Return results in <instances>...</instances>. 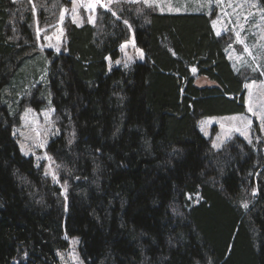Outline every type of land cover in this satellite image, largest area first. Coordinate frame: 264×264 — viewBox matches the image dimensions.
<instances>
[{
  "label": "trees",
  "instance_id": "obj_1",
  "mask_svg": "<svg viewBox=\"0 0 264 264\" xmlns=\"http://www.w3.org/2000/svg\"><path fill=\"white\" fill-rule=\"evenodd\" d=\"M33 1L45 21L53 0ZM112 9H98L100 28L67 18L61 51L43 49L64 195L15 136L24 107L45 105L41 86L13 87L41 51L33 4L0 0V264H60L68 237L85 264H264V132L254 121L252 142L216 150L199 129L247 111L231 38L203 12ZM131 30L144 59L112 66Z\"/></svg>",
  "mask_w": 264,
  "mask_h": 264
},
{
  "label": "rangeland",
  "instance_id": "obj_2",
  "mask_svg": "<svg viewBox=\"0 0 264 264\" xmlns=\"http://www.w3.org/2000/svg\"><path fill=\"white\" fill-rule=\"evenodd\" d=\"M31 1L34 12L33 26L37 45L41 51L24 63L17 77L18 82L13 87L17 90L21 89V94L28 91V95L32 96V89L41 86L45 105L40 110L30 106L24 107L20 112V124L15 128V136L21 152L25 156H32L37 165H44L45 172L54 182L61 185L66 195L67 187L59 182L56 162L47 150L50 140L58 133V129L53 117L52 96L48 89L50 62L43 49L61 51L65 41L64 23L67 18L78 25L88 22L100 28L102 19L98 9L112 11L114 10L112 7L122 0H100V3L94 7H89L92 0H69L67 4L53 0L51 8L47 9L48 16L43 22L39 19L35 1ZM124 1L132 2V0ZM136 3H143L144 6L159 13H206L214 17L216 31L228 34L231 38L230 51L235 55L232 56L229 51L228 53L233 60L235 70L245 78L247 111L200 119L199 129L205 137L211 139L213 148L221 149L235 136L252 142L254 121L258 122L264 132V119H262L264 118V8L261 2L259 0H148L145 3L144 0H137ZM115 16L119 17L118 13H115ZM133 38L134 34L131 30L130 39L121 46L122 56L114 63L110 61L112 66L130 69L136 60L144 59L143 52L136 48ZM256 75L260 78L254 79ZM250 108L252 111H249ZM240 204L242 206L247 204L246 208L249 207V202L245 200ZM68 241L69 247L58 252L60 264H85L79 253V238L68 237Z\"/></svg>",
  "mask_w": 264,
  "mask_h": 264
},
{
  "label": "crops",
  "instance_id": "obj_3",
  "mask_svg": "<svg viewBox=\"0 0 264 264\" xmlns=\"http://www.w3.org/2000/svg\"><path fill=\"white\" fill-rule=\"evenodd\" d=\"M213 18H214V17H212V26H213V29H214L215 34H216L217 36H221L222 34H225V33H220V32H217V31H216V28H215V25H214V19H213ZM133 43H134V39H133ZM230 45H231V43H230L229 45L226 46V54H227V57H228V59H229L231 65H232L233 69L235 70L233 60L229 57V53H228V51L231 53V51H230V47H231V46H230ZM237 54L239 55V52H237ZM231 55L234 56L235 54H234V53H231ZM143 56H144V55H143ZM235 71H236V70H235ZM236 72H237V71H236ZM246 101H247V99H246Z\"/></svg>",
  "mask_w": 264,
  "mask_h": 264
},
{
  "label": "snow or ice",
  "instance_id": "obj_4",
  "mask_svg": "<svg viewBox=\"0 0 264 264\" xmlns=\"http://www.w3.org/2000/svg\"><path fill=\"white\" fill-rule=\"evenodd\" d=\"M132 2H137V0H132ZM145 3L148 2V0H144ZM100 0H92V3L89 5V7H94L96 4H99ZM113 15H115V13H113ZM124 23H127V21H124ZM247 51V49H245ZM193 71H195V69H193ZM247 87V85H246ZM249 111H252V109L250 108ZM264 119V118H262ZM250 123V122H249ZM251 142V141H249ZM245 208L247 207V204L243 205Z\"/></svg>",
  "mask_w": 264,
  "mask_h": 264
}]
</instances>
